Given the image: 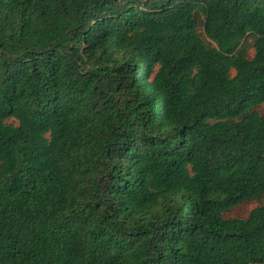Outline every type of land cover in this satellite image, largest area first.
Instances as JSON below:
<instances>
[{
  "label": "trees",
  "instance_id": "trees-1",
  "mask_svg": "<svg viewBox=\"0 0 264 264\" xmlns=\"http://www.w3.org/2000/svg\"><path fill=\"white\" fill-rule=\"evenodd\" d=\"M263 103L264 0H0V264H264Z\"/></svg>",
  "mask_w": 264,
  "mask_h": 264
},
{
  "label": "rangeland",
  "instance_id": "rangeland-1",
  "mask_svg": "<svg viewBox=\"0 0 264 264\" xmlns=\"http://www.w3.org/2000/svg\"><path fill=\"white\" fill-rule=\"evenodd\" d=\"M253 53V50L251 51ZM260 110L264 112V103L260 106ZM264 203V197L262 199H254L245 203H242L231 210L227 211L225 215L227 217H245L248 215L251 209Z\"/></svg>",
  "mask_w": 264,
  "mask_h": 264
},
{
  "label": "crops",
  "instance_id": "crops-1",
  "mask_svg": "<svg viewBox=\"0 0 264 264\" xmlns=\"http://www.w3.org/2000/svg\"><path fill=\"white\" fill-rule=\"evenodd\" d=\"M251 264H259V263H251Z\"/></svg>",
  "mask_w": 264,
  "mask_h": 264
}]
</instances>
